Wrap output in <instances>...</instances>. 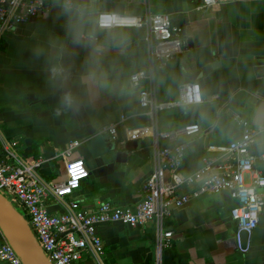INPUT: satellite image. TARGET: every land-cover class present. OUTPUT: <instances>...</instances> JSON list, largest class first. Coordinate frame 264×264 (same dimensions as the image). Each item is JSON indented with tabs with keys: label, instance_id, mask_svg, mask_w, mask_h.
Listing matches in <instances>:
<instances>
[{
	"label": "crops",
	"instance_id": "obj_1",
	"mask_svg": "<svg viewBox=\"0 0 264 264\" xmlns=\"http://www.w3.org/2000/svg\"><path fill=\"white\" fill-rule=\"evenodd\" d=\"M43 11L0 40V154L1 141H17L26 163L40 161L38 176L45 183L66 179L65 161L83 160L89 178L70 200L90 210L101 203L133 207L143 198V184L153 171V128L138 106V90L130 76L148 68L145 32L114 29L95 36L97 16L115 13L142 17L167 14L185 31L192 47L166 67L154 68L155 92L167 102L170 79L196 81L203 103L159 113V131L196 124L200 134L189 142L180 173L191 174L207 158L231 160L228 145L240 138L241 120L259 131L251 152L264 156V0H219L200 9L198 0H40ZM219 39L223 53L219 54ZM93 40L91 56L99 73L86 74L85 47ZM219 60L213 70L211 65ZM180 86V85H179ZM178 86V87H179ZM178 87L170 88L178 99ZM148 89V83H142ZM159 98V99H158ZM176 99V100H177ZM175 101V100H173ZM118 126L113 141L103 127ZM46 141L33 159V142ZM78 142L71 156L63 151ZM137 149L129 151V144ZM163 145V142H161ZM127 152L125 161L117 154ZM257 168L264 175V159ZM187 192L188 189L183 190ZM237 202L222 193L192 200L173 211L165 227L174 234L162 264H264V209L255 230L248 234L247 249L237 243L230 211ZM50 215L62 209L53 196L46 200ZM106 263L155 264V226L130 228L121 224L97 228Z\"/></svg>",
	"mask_w": 264,
	"mask_h": 264
},
{
	"label": "built area",
	"instance_id": "obj_2",
	"mask_svg": "<svg viewBox=\"0 0 264 264\" xmlns=\"http://www.w3.org/2000/svg\"><path fill=\"white\" fill-rule=\"evenodd\" d=\"M76 0H65L72 8ZM219 0H201L200 9L214 6ZM40 0H0V40L22 24L33 21L43 11ZM98 30L139 29L145 32L147 46L146 70L133 73L129 81L138 90V106L145 112L153 128L154 155L153 171L143 184V198L133 207H115L101 203L96 208L85 210L78 201L70 200L83 182L88 180L89 171L83 160H67L79 145L72 142L61 157L65 161L66 179L60 183H45L37 174L41 163H26L18 152L17 141H1L3 159L0 161V191L12 204L18 205L28 217V225L44 256L51 264H119L106 263L104 245L97 234L102 225L121 224L130 228L155 226V264H162L164 251L172 247L174 234L165 227L173 211L189 205L192 200L204 196L226 193L237 202L230 217L238 233L250 234L260 222L264 209V175L257 168L258 161L251 152L259 131L241 120L243 127L238 140L231 142L226 153L232 159H204L193 173L183 175L180 169L189 148L188 140L200 134L196 124L184 125L173 130L159 131V113L200 105L203 103L201 88L197 83L186 82L178 87V99L159 102L155 92L154 68L166 67L183 54L186 43L182 31L171 23L167 14H152L149 10L142 17L100 13L97 16ZM149 88L143 89L142 83ZM126 120L102 128L113 141L117 140L118 126ZM163 142V145H161ZM188 189L187 192L183 190ZM51 195L62 209L60 215H50L46 208ZM26 219V218H25ZM0 264H22L6 242L0 230Z\"/></svg>",
	"mask_w": 264,
	"mask_h": 264
},
{
	"label": "water",
	"instance_id": "obj_3",
	"mask_svg": "<svg viewBox=\"0 0 264 264\" xmlns=\"http://www.w3.org/2000/svg\"><path fill=\"white\" fill-rule=\"evenodd\" d=\"M201 3V0H198ZM97 25L95 26V36L98 35ZM182 36L185 37V31L182 30ZM94 47L93 40H89L85 47L84 57L88 60V70L86 74L94 75L99 73V64L97 58L91 56V50ZM192 47V41L187 40L186 49ZM223 53L222 41L219 39V54ZM219 66V60L211 65L214 70ZM202 76L201 72L193 74L190 77V82L196 81ZM129 151L137 149V144H129ZM127 152L117 154L118 161H125ZM0 230L14 253L20 258L22 264H51L50 261L42 253L25 217L11 203L7 195L0 191ZM248 233L240 231L238 233L240 249L245 251L248 244Z\"/></svg>",
	"mask_w": 264,
	"mask_h": 264
},
{
	"label": "trees",
	"instance_id": "obj_4",
	"mask_svg": "<svg viewBox=\"0 0 264 264\" xmlns=\"http://www.w3.org/2000/svg\"><path fill=\"white\" fill-rule=\"evenodd\" d=\"M171 23L172 25L174 26L172 20H171ZM176 27V26H175ZM103 31H101L98 35V39H101L102 36H103ZM171 82H169V86L168 87V90H167V98L165 99L166 101H173V100H176L177 99V96L175 95V92L173 90H170V88H173L175 89L176 87H178L179 85L182 84V82H176L174 83L171 79H170ZM159 99V98H158ZM33 146V159H37L39 157V150L41 147H46V141L44 140H35L32 144ZM3 159V154H2V149H1V154H0V161Z\"/></svg>",
	"mask_w": 264,
	"mask_h": 264
},
{
	"label": "rangeland",
	"instance_id": "obj_5",
	"mask_svg": "<svg viewBox=\"0 0 264 264\" xmlns=\"http://www.w3.org/2000/svg\"><path fill=\"white\" fill-rule=\"evenodd\" d=\"M159 115V114H158ZM16 208H17V210H19V212L26 218V220H27V222H28V217L26 216V214L23 212V210L18 206V205H16V204H13ZM29 226H30V223H29ZM155 258H156V250H155ZM155 261H156V259H155ZM154 261V262H155Z\"/></svg>",
	"mask_w": 264,
	"mask_h": 264
}]
</instances>
